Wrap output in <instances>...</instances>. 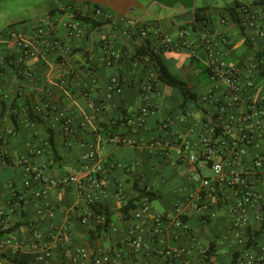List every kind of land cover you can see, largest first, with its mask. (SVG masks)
Returning <instances> with one entry per match:
<instances>
[{"label": "crops", "instance_id": "crops-1", "mask_svg": "<svg viewBox=\"0 0 264 264\" xmlns=\"http://www.w3.org/2000/svg\"><path fill=\"white\" fill-rule=\"evenodd\" d=\"M81 2L101 5L118 17L146 23L149 29L158 26L171 37L178 34L179 23L189 22L193 17V12L183 10L176 14L182 19L178 23H175V14L174 18L167 20L143 21L139 13L129 16L99 0H67L62 6ZM45 8V5H41L35 13L33 0H0L1 55L10 60L19 56L20 49L9 41L11 31L30 34L31 22L53 9ZM211 11L212 21L201 25L197 31L186 29L188 39L199 45L195 53L191 54L184 48L160 53L167 68L184 79L198 95L197 101L186 111L181 106L183 98L179 96L177 88L165 83L153 85V80L158 76L156 67L134 56L135 43L144 37L126 31L122 21L102 23L100 27L74 39L68 35L66 23L69 15L64 14L55 33L47 39L46 53L27 60L34 68L32 76L18 77V73L8 67L9 64L0 72V102L21 94L20 100L28 97L32 106L49 101L72 118L74 136L64 135L63 127L54 119L53 111L41 114V121H37L29 119L26 107H23L20 127L15 132H11V110L0 118V137L4 138L3 142L0 141V207H7L11 200H18L21 204L17 214L9 216L10 225L22 222L12 230V234L24 238L33 230L46 233L52 225L65 221L72 225L70 234L54 248L51 264H63L62 251L66 248L75 250L80 246L92 252L110 251L118 264H209L206 256L211 246H214L212 251L217 255L212 264H229L233 252L244 247L250 238L256 239L257 243L244 247L238 264H243L248 254L258 253L264 237V208L247 207L249 225L241 237L236 236V229L233 228L232 209L236 207V199L230 192L225 203L209 202L210 215L205 222L201 221L189 200L190 195L199 189L200 178L195 175L189 161L181 158L176 150L181 136L197 139L206 130V124L222 128L226 119L239 111L237 107L227 109L225 114L219 111L216 100L222 99V84L212 81L208 74L200 71L199 64L204 65L203 57L209 47L224 51L229 61L241 65H247L253 57L260 59L255 72L260 73V80L264 81L261 73V69H264L262 37L233 23L223 6L212 5ZM58 44L69 47L67 54L56 49ZM107 47L114 55L112 64L107 63ZM255 50L262 54L256 56ZM113 77L123 82L120 93L109 90ZM150 81L152 90H145ZM204 95L207 96L206 100L202 99ZM241 95L246 98L244 92ZM147 106L150 110L143 115L142 110ZM49 128L54 130L56 136V159L48 145ZM114 135L131 139L134 143L116 144L111 140ZM96 140L104 145L109 154L108 161L114 164L108 172L105 192L101 197V203L112 218L99 237L90 232L96 228V224L86 225L69 215L79 201V192L74 186L52 189L39 199L27 196L22 165L14 162L20 156L33 159L38 155L48 163L51 175L76 173L79 170L78 157L85 150L81 143ZM244 147L247 150L242 162L245 169L264 148V134L251 138ZM198 171L203 176L211 175L208 167H199ZM260 179L257 186L264 190V174ZM135 184L146 186L158 194L156 200L164 209L158 210L153 200L150 204L153 214L164 215L161 233L152 232V214L137 221L133 218V210L128 215L123 212V206L138 194ZM119 186L125 193L122 203L115 195ZM14 191L20 198L13 196ZM211 200L205 198L206 202ZM45 202L50 203L54 216L38 215L37 208ZM179 207L182 208L181 212L177 211ZM134 223L138 226L134 233H130L129 228ZM261 228L263 232L255 236V232ZM132 239H137L139 245H132ZM11 259L13 256L8 253L0 254L3 264H9ZM30 260L34 261L33 255H30ZM87 264L94 263L88 260ZM256 264H264V261Z\"/></svg>", "mask_w": 264, "mask_h": 264}, {"label": "built area", "instance_id": "built-area-1", "mask_svg": "<svg viewBox=\"0 0 264 264\" xmlns=\"http://www.w3.org/2000/svg\"><path fill=\"white\" fill-rule=\"evenodd\" d=\"M254 5L240 8L241 25L264 40V4ZM65 14L69 15L66 23L68 35L74 39L87 34L91 26L89 22L79 19L78 15H86L101 23L111 20L122 21L126 31L133 26V21L129 18L118 17L106 8L91 5L88 2L74 7L68 5ZM63 15L47 13L38 17L30 24V34L11 31L9 41H12L21 51L16 62L23 76L30 77L34 73L33 66L27 60L46 53L47 39L49 35L55 33ZM140 33L144 38L153 39L152 46L157 53L184 48L193 54L199 46L196 41L188 39L186 30H179L176 37L164 34L158 26L150 29L141 28ZM56 49L62 54H67L69 47L58 44ZM113 56V52L108 49V64L112 63ZM4 61L5 56L0 54V65ZM259 61L260 59L253 57L247 65H241L229 61L224 51L213 47L207 49L203 64L209 70L210 79L221 82L223 87L222 99L216 100L219 111L225 114L227 109L235 107L239 108V111L227 118L222 128L219 125L206 124V130L197 139L181 136V142L176 149L181 158L189 161L195 169V175L200 178V187L190 195L189 200L201 221L205 222L210 215L209 202L225 203L230 196L228 192L236 199V207L232 209V212L234 214L233 228L236 229L237 237H241L249 225L247 207L253 206L259 210L264 208V190L257 186L264 174V148L254 156L252 163L245 169L242 165L247 152L244 144L258 134H264V81L260 80L262 75L255 72L256 66L260 65ZM152 86V81L148 82L145 90H152ZM109 90L112 93H120L123 90V82L117 77L111 78ZM241 92L245 93L246 98L241 95ZM202 99L206 100L207 96L204 95ZM34 109L39 114L53 111L54 119L62 125L64 135L74 136L72 118L64 111L56 109L49 101L35 105ZM149 110V106L145 107L142 114L148 113ZM111 140L116 144L134 143L131 139L120 135L112 136ZM99 142L96 140L81 143L85 150L78 157L79 170L76 173L54 176L49 173V166L45 159L38 155H35L33 159L25 156L18 157L14 162L22 165L26 195L39 199L45 197L52 189L72 185L79 192V201L70 210V217L86 225L103 223L105 216L96 207L101 203L107 175L114 164L108 161L109 154L104 145ZM199 167H208L211 175H201L198 171ZM127 169L130 170L131 167ZM115 195L119 202L124 201L125 193L120 186ZM13 196L20 198L15 191ZM206 197L212 200L206 202ZM20 205L18 200H11L7 207H0V254L8 253L13 256L9 264H14L13 261L21 254L33 255L32 262L35 264H51L54 259V248L70 234L71 223L65 221L52 225L46 233L33 230L24 238L16 237L12 231L2 235L11 226L10 214H17ZM36 211L40 217L54 216V210L49 202L39 206ZM177 211L181 212L182 208L179 207ZM150 214L153 219L152 232L161 233L164 215L153 214L149 197L143 196L132 211L133 218L139 221ZM137 226V223L132 224L129 228L130 233H134ZM130 243L134 246L139 245L137 239H132ZM62 259L63 264H87L88 260H92L94 264H118L112 252H92L84 246L77 247L75 250L64 249ZM258 261H264V237L258 253L248 254L243 264H256ZM0 264L3 263L0 262Z\"/></svg>", "mask_w": 264, "mask_h": 264}, {"label": "trees", "instance_id": "trees-1", "mask_svg": "<svg viewBox=\"0 0 264 264\" xmlns=\"http://www.w3.org/2000/svg\"><path fill=\"white\" fill-rule=\"evenodd\" d=\"M159 1L163 3L165 6H169V7H176L179 5H183V7H185L187 11L190 10L191 12H193V17L191 21L178 24V28L180 30H186L190 28L193 31H197L201 25L204 26L208 21H212L213 19L212 11H211V6L213 5L212 3L203 2L201 5H197V2H196L194 5L195 0H159ZM89 4L103 7L98 4H92V3H89ZM253 4L255 5L264 4V0H233L230 3L225 2L223 7L228 13V17L231 19V21L235 24H238L239 26H242L240 8L243 6L248 7ZM71 5L74 7L76 4H71ZM66 12H67V6H62V7H56V8L51 9L49 13L62 15V14H65ZM78 18L90 23L91 26H90L88 33L90 32L91 29L95 27H100L102 25L101 21H96L86 15H78ZM148 26L149 25L143 22H137V23L133 22V26L129 27L128 32L131 34H137L141 36L140 29L141 28L147 29ZM16 31H19V30H16ZM152 42H153V39L151 37H147L140 41H137V43H135V46H134L135 47L134 56L144 63L151 62L156 67L158 76L156 80H153L154 81L153 85H156V83H165L171 87L177 88L179 96L183 98L181 106L183 110L186 111L187 108L192 103L197 101L198 95L195 91L192 90L190 85L184 79H182L180 76L175 75L167 68V66L165 65V63L163 62L161 58V54H160L161 52L157 53L154 51ZM249 44L250 46H252L251 42ZM108 48L109 47L106 48L107 51H108ZM255 51H256V56L258 57L262 54L260 51H257V50ZM16 59L17 58H15V60H10L7 57H5L4 63L0 65V72L4 70L5 65L9 64L8 67H11V69L13 68L15 70L14 72L18 73V77H21L22 74L20 73V68L16 62ZM113 59H114V56H113ZM199 66L201 67V70H200L201 73L209 75V70L204 65L199 64ZM261 73L264 75L263 68L261 69ZM21 98H22L21 94H19L18 96L14 97L11 100H6V101L2 100L0 102V118H3L7 114L8 110L12 111L9 114L11 118V124L13 126V129L11 132H15L20 127L21 114L23 113V107H26L25 112H26V116L29 119L41 121V117H40L41 114L35 111L34 106L30 104L29 98L27 97L26 100H20ZM47 132H48L49 149L53 152L55 159H56L58 158V155H57L58 150L56 146L55 132L52 128H49ZM3 139L4 138L1 136L0 141L3 142ZM135 186L138 190V194L135 196L134 199L128 201V203H126L122 208L123 212H125L127 215L129 214L130 210H133L134 208L137 207L140 199L143 196H148L150 201L156 199L158 196V194L155 191L147 188L146 186H139L137 184H135ZM96 209L99 212H102L104 214L105 220L103 223L97 225V228L91 229L90 232L93 236L99 237L102 234V232L106 230V226L109 224L112 218V214L109 213L108 209H106L102 203H99ZM21 223L18 222V223L11 225L7 231L2 233V235L16 229ZM262 232H263L262 228L260 230H257L255 232V236H258ZM254 242L257 243L256 239L250 238L247 241V243L244 245V247H248ZM244 247H242L241 249L240 248L236 249L233 252V255H232V258L229 264H238L239 259L241 257V252L243 251ZM213 249H214V246H211L206 256V260L208 261L209 264H212L217 259V255L214 254V251H212ZM13 262L14 264H35L34 262L30 260L29 254H21L17 256L15 261Z\"/></svg>", "mask_w": 264, "mask_h": 264}, {"label": "rangeland", "instance_id": "rangeland-1", "mask_svg": "<svg viewBox=\"0 0 264 264\" xmlns=\"http://www.w3.org/2000/svg\"><path fill=\"white\" fill-rule=\"evenodd\" d=\"M233 0H196L197 5H201L203 2H209L216 6H224L225 2H232ZM35 4V13H37L39 6L45 5L46 10L50 8H55L62 6L67 2V0H33ZM101 3H106L108 6L113 7L114 9L118 10L119 12H123L126 15H134L135 13H139L142 16L143 21H152L154 19L158 20H167L166 18H177L173 22L178 23L180 20L179 15H176L183 11V8L180 9H170L161 3L159 0H99ZM84 3V2H81ZM180 6V5H179ZM178 7V6H177ZM130 8H133L134 11H131ZM188 13H192L190 10L187 11ZM172 22V23H173ZM182 22V21H181ZM173 23V24H175ZM205 76V75H204ZM208 172L207 169H205ZM153 204L158 208V210H163L164 206L161 205L159 201L156 199L153 200Z\"/></svg>", "mask_w": 264, "mask_h": 264}, {"label": "water", "instance_id": "water-1", "mask_svg": "<svg viewBox=\"0 0 264 264\" xmlns=\"http://www.w3.org/2000/svg\"><path fill=\"white\" fill-rule=\"evenodd\" d=\"M195 3H196V0L194 1V5H195ZM168 8H172V9H180V8H183V10H186V8L185 7H183V5H180V6H176V7H169V6H167Z\"/></svg>", "mask_w": 264, "mask_h": 264}]
</instances>
